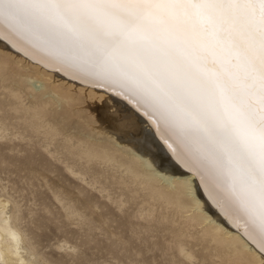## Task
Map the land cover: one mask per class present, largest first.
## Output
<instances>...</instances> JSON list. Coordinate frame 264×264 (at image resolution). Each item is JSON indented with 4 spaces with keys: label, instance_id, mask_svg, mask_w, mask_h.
<instances>
[{
    "label": "snow or ice",
    "instance_id": "obj_1",
    "mask_svg": "<svg viewBox=\"0 0 264 264\" xmlns=\"http://www.w3.org/2000/svg\"><path fill=\"white\" fill-rule=\"evenodd\" d=\"M0 39L132 104L111 135L162 142L264 264V0H0Z\"/></svg>",
    "mask_w": 264,
    "mask_h": 264
},
{
    "label": "rangeland",
    "instance_id": "obj_2",
    "mask_svg": "<svg viewBox=\"0 0 264 264\" xmlns=\"http://www.w3.org/2000/svg\"><path fill=\"white\" fill-rule=\"evenodd\" d=\"M13 61V57L8 59L3 74L29 70L24 64L16 68ZM9 76L1 84L9 87L20 82L18 75ZM45 85L46 90L48 82ZM0 92H4L0 100H5L6 91ZM22 95L27 105L37 101V94L27 89ZM47 99L44 119L56 129L53 136L13 118L8 107L0 112L5 135L0 139V195L15 206V222L32 246L33 260L47 264H178L182 258L177 253V231L188 235L207 226L184 228L180 215L173 216L170 206L149 199L120 169L98 160L87 163L76 155L75 146L65 145L67 138L73 143L78 139L100 143L114 149L117 159L130 161L94 128L100 122L108 125L114 107L106 100L87 106L81 100L65 104ZM198 248L201 245L194 249Z\"/></svg>",
    "mask_w": 264,
    "mask_h": 264
},
{
    "label": "bare ground",
    "instance_id": "obj_3",
    "mask_svg": "<svg viewBox=\"0 0 264 264\" xmlns=\"http://www.w3.org/2000/svg\"><path fill=\"white\" fill-rule=\"evenodd\" d=\"M0 55L2 57L0 60V89L6 91L7 97L5 100H0V112H4L8 107L14 113L13 118L28 122L36 129L44 128V133L47 135L53 136L57 133L56 129L44 119L45 108L49 103L48 97L58 99L65 104L81 100L87 106L98 105L106 100L108 105L110 103L115 110H125V114L134 121L143 122L145 126L148 123L147 118L137 112L128 101L107 93L103 88H94L90 84L72 81L62 72H56L53 67H43L36 62L40 58L39 55L36 60H31L23 52H17L8 45L5 39H0ZM10 57L14 58L16 68L24 64L29 70L23 73L10 70L9 75H18L20 82L6 87L1 82L9 79L10 76L3 74L1 70L8 65ZM45 82H48L46 90L44 89L46 88ZM23 89L36 93L37 101L30 105L24 103ZM45 95L47 98L44 97ZM1 124L0 121V139L5 136L2 134L4 127ZM94 128L97 134L105 135L106 140L112 141L113 146L122 150L125 156H129L130 161L124 162L117 159L114 149L102 146L100 143L98 145L89 144L79 139L73 143L67 138L65 139L66 147L75 146L76 155L80 159H86L87 163L98 160L101 164L120 169L125 174V178L137 183L141 190L147 193L149 199L157 200L166 208L170 206L173 216L180 215L184 228H195L203 224L207 226L199 232L188 235L182 230L177 231V253L182 258L178 264H216L217 262L218 264H257L259 257L249 250L250 246L237 228L228 223L203 190L199 189L197 180L192 181V187L196 189L195 198L187 195L180 184H176L174 178L179 177L184 180L188 179L190 174L176 163L162 142L157 140L156 144L145 148L142 140L129 142L127 139L113 137L108 125L103 126V122ZM69 170L73 176H78L73 169ZM168 180L172 183H168ZM14 207L8 198L0 195V264H47L33 260L32 246L27 243L23 231L15 222L18 215ZM24 245H27L30 251L26 250ZM198 245H201V248L194 249Z\"/></svg>",
    "mask_w": 264,
    "mask_h": 264
}]
</instances>
